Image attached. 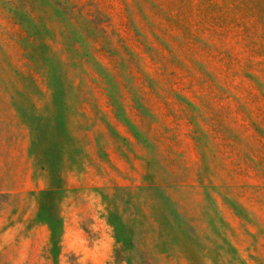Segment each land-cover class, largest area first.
I'll return each mask as SVG.
<instances>
[{
  "label": "rangeland",
  "instance_id": "374dc122",
  "mask_svg": "<svg viewBox=\"0 0 264 264\" xmlns=\"http://www.w3.org/2000/svg\"><path fill=\"white\" fill-rule=\"evenodd\" d=\"M0 264H264V0H0Z\"/></svg>",
  "mask_w": 264,
  "mask_h": 264
},
{
  "label": "crops",
  "instance_id": "0c3cea01",
  "mask_svg": "<svg viewBox=\"0 0 264 264\" xmlns=\"http://www.w3.org/2000/svg\"><path fill=\"white\" fill-rule=\"evenodd\" d=\"M118 190L131 191L134 193L144 192L149 197L150 208L154 211H157L158 218L157 224L159 226V236L156 238L155 246L156 248H172L176 249L180 243L183 245L191 241L192 233V222L191 220L182 213L180 210V205L174 201L167 193V190L163 186L147 185L141 187L138 184H123L118 187ZM54 193V192H53ZM46 193V194H53ZM59 194V193H54ZM51 196V195H50ZM151 197V198H150ZM141 208V216L143 213V207ZM155 221V220H154ZM72 222V221H71ZM69 222L62 218L63 231L68 229ZM120 230L123 235H126L127 231H131L129 237L128 246L133 248L134 254H140L141 249L143 248L144 240V227L142 219H135L133 221H123L119 222ZM77 231V230H76ZM116 240V239H115ZM125 241L126 239L123 238ZM186 242V243H185ZM187 244V245H188ZM69 243L65 241L64 234L60 238V255L61 253L67 252V247ZM77 243L73 242L72 250H76Z\"/></svg>",
  "mask_w": 264,
  "mask_h": 264
}]
</instances>
